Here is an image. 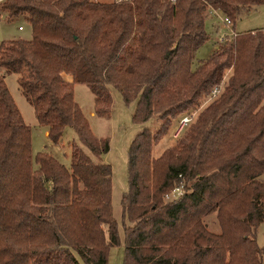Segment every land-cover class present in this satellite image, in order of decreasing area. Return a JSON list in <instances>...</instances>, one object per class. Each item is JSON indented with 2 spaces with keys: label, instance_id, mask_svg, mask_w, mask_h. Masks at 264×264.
Segmentation results:
<instances>
[{
  "label": "trees",
  "instance_id": "1",
  "mask_svg": "<svg viewBox=\"0 0 264 264\" xmlns=\"http://www.w3.org/2000/svg\"><path fill=\"white\" fill-rule=\"evenodd\" d=\"M264 0H5L0 17H24L30 40L0 43V70L18 87L37 123L58 144L71 128L65 167L31 154L24 124L0 74V264H109L121 245L112 215L110 143L94 137L75 101L76 84L110 118L109 88L137 103L133 122L156 116L158 131L137 135L122 200L124 264H264V29L217 46L193 70L209 41L213 11L235 29ZM71 77V82L64 79ZM221 87L217 97L212 91ZM192 118L173 147L153 149L176 121ZM183 186L175 202L165 195ZM216 216L219 231L209 230Z\"/></svg>",
  "mask_w": 264,
  "mask_h": 264
},
{
  "label": "rangeland",
  "instance_id": "2",
  "mask_svg": "<svg viewBox=\"0 0 264 264\" xmlns=\"http://www.w3.org/2000/svg\"><path fill=\"white\" fill-rule=\"evenodd\" d=\"M5 0H0V3ZM100 3L110 4L115 0H96ZM224 15L210 14L206 21V32L209 41L204 44L197 52L192 64L193 70H196L203 61L209 59L217 48L218 39L223 35H230L232 27H226L223 23ZM21 27L23 31H19ZM264 28V6L254 8L250 12L243 13L237 21L235 32L244 34L253 30ZM31 30L24 17H18L11 22L0 21V43L6 40H30ZM231 40V39H230ZM229 41L228 43H230ZM222 46V45H221ZM4 81L7 90L18 109L25 125L30 128L31 133V154L35 157L39 153H46L65 167L71 165V146L74 142L79 144L75 131L71 128L65 129L63 137L58 144L50 141L46 128L37 123L33 107L21 94L18 87L17 74H5ZM71 79L70 76H64V79ZM75 101L82 109L89 126L95 138L105 139L110 143V151L104 155L101 160L110 165L113 170L112 176V215L118 224L121 234V245L114 247L109 253V264H124V215L122 200L129 191V152L133 141L144 130L149 129L153 132L158 131L163 124L159 116L150 121L136 125L133 122V116L136 111L137 103L125 104L120 92L114 87H110V93L113 99L110 118H99L95 115V96L86 85L76 84ZM176 121L170 133L154 146L153 157H160L163 152L176 143L184 129H181V122ZM209 230L217 233L219 226L216 216L207 218ZM257 244L260 248L264 247V223L260 225L257 231Z\"/></svg>",
  "mask_w": 264,
  "mask_h": 264
},
{
  "label": "built area",
  "instance_id": "3",
  "mask_svg": "<svg viewBox=\"0 0 264 264\" xmlns=\"http://www.w3.org/2000/svg\"><path fill=\"white\" fill-rule=\"evenodd\" d=\"M212 14L218 16L219 12L218 11H213ZM223 23L225 24L226 27H232V22L230 21V19L228 17L224 16V20ZM237 33L235 32V29L233 28V31L231 32L230 35H223L218 39L217 45L221 46V45H225L227 44L229 41H234V39L237 37ZM231 39V40H230ZM221 92V87L216 88L215 90L212 91V97H217ZM192 122V118L190 117H185L181 120V129H184L186 127L189 126V124H191ZM185 194V190L183 188V186H180L174 190H172L171 192H169L168 194L165 195V200L167 202H175L178 201L180 198H182Z\"/></svg>",
  "mask_w": 264,
  "mask_h": 264
},
{
  "label": "crops",
  "instance_id": "4",
  "mask_svg": "<svg viewBox=\"0 0 264 264\" xmlns=\"http://www.w3.org/2000/svg\"><path fill=\"white\" fill-rule=\"evenodd\" d=\"M118 1H120V0H115V2H118ZM0 21H2L1 17H0ZM262 29H264V28H262ZM18 30H19V31H23V30L21 29V27H19ZM253 31H256V30H253ZM6 41H8V40H6ZM65 76H69V75H65ZM67 81L71 82L72 80H71L70 78H68ZM46 133H47V132H46Z\"/></svg>",
  "mask_w": 264,
  "mask_h": 264
}]
</instances>
